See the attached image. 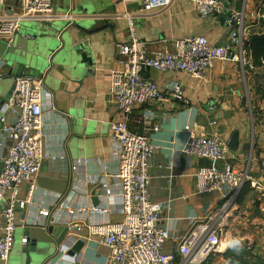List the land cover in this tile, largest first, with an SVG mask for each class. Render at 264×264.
I'll return each instance as SVG.
<instances>
[{
  "label": "crops",
  "instance_id": "1",
  "mask_svg": "<svg viewBox=\"0 0 264 264\" xmlns=\"http://www.w3.org/2000/svg\"><path fill=\"white\" fill-rule=\"evenodd\" d=\"M225 4L229 8L223 6V12L244 11L248 39L264 34L263 23L256 18L264 12L262 0H226ZM52 7L54 14L40 19L45 21H22L24 25L20 23L11 46L0 41V114L3 101L11 98L14 89L7 75L11 62L19 63L14 67L28 74L20 63L36 60L40 73L36 71L35 77H41L58 110L42 118L44 151L65 156L64 160H42L36 176L20 185L18 198L29 205L15 212L16 230L8 264H25L23 248L32 243L36 249L29 264H108L107 249L96 238L85 237V226L122 219L121 186L115 177L119 144L112 140L109 129V124L122 116L108 102L107 93L110 71L116 68V45L129 41L128 18L148 53L171 51L174 41L194 35L204 36L209 45H227L230 38L225 22L220 20L223 13L201 19L189 0H173L160 10L145 8L142 0H53ZM7 12L0 8V15ZM67 43L82 45L90 62H64L62 47ZM144 76L157 85L162 99L136 107L129 128L158 146L149 162L148 191L152 202L170 203L160 222L171 236L164 252H175V238L190 229L188 218H213L224 205L217 193L196 194L194 173L206 162L179 151L187 140L188 128L197 124L209 132L213 120L226 140L238 132V148L230 150L228 163L240 171L247 168L258 185H246L217 220L222 227L221 244L228 249L227 242L239 237L242 248L264 245V68L251 63L241 70L235 64L222 67L216 62L202 80L178 71L154 69L145 70ZM171 82L181 85L188 106L171 98L167 89ZM43 103H48L47 99ZM147 111L152 125L142 123L141 115ZM17 114L16 108L9 107L6 122L15 121ZM4 153L0 147V170ZM77 161L81 163L72 171ZM206 161L222 167V162ZM2 208L0 204V234ZM44 209L51 210L53 221L39 216ZM71 224L81 226L79 237L69 235L61 243L46 230L48 226ZM26 225L32 227L27 231ZM24 238L25 244L21 242ZM79 241L82 248L72 251Z\"/></svg>",
  "mask_w": 264,
  "mask_h": 264
},
{
  "label": "built area",
  "instance_id": "2",
  "mask_svg": "<svg viewBox=\"0 0 264 264\" xmlns=\"http://www.w3.org/2000/svg\"><path fill=\"white\" fill-rule=\"evenodd\" d=\"M53 0H0V8L8 14L0 15V41L8 47L22 21H45L36 19L44 14H54ZM173 0H142L147 9H165ZM201 19L222 14L221 0H189ZM245 13L231 10L225 20L230 42L227 45H209L202 35H194L174 41L171 51L148 53L144 42L135 33L133 22L128 18L129 41L116 45V68L110 71V88L107 100L120 112L122 118L109 124L113 141L119 144L116 154L115 177L121 186L122 219L119 222L88 224L86 238H96L107 249L108 264H204L219 251L222 238L221 216L233 204L246 185L257 187L246 168L238 170L228 163L230 149L215 120L209 122L210 131H202L194 124L187 130V140L179 150L183 155L211 162H222V167L211 164L201 166L194 173L196 194L217 193L224 205L213 218H188L189 231L177 241L175 252H164L165 243L171 238L168 230L160 225L163 211L170 210V203L156 204L149 195V162L158 146L142 135L130 130L129 123L138 106L162 99L157 85L144 76L145 68L160 72L178 71L197 80L206 78L207 72L219 63L235 64L244 70L251 64L247 44ZM257 19L264 24V12ZM26 38H30L29 35ZM264 68V60H260ZM13 80L11 98L1 108L0 147L5 149L0 170V204L3 227L0 234V264H6L14 243L16 230L15 212L29 205L18 198L19 187L31 181L39 172L42 160H64V154L49 155L42 143V118L45 113L58 110L50 93L46 92L41 78L26 74L8 76ZM170 96L181 106L189 101L181 85L171 82L167 86ZM47 99L48 103H43ZM17 109L15 121L7 123L5 113L9 107ZM142 123L152 125L150 113L141 115ZM153 131L157 127L153 126ZM81 162L71 166L75 171ZM51 210H40L39 216L51 218ZM70 236H78L81 226L69 225ZM26 238L21 242L25 244Z\"/></svg>",
  "mask_w": 264,
  "mask_h": 264
},
{
  "label": "water",
  "instance_id": "3",
  "mask_svg": "<svg viewBox=\"0 0 264 264\" xmlns=\"http://www.w3.org/2000/svg\"><path fill=\"white\" fill-rule=\"evenodd\" d=\"M226 0H221L222 5L227 9L229 8V6H227V4H225ZM11 12H7V14L9 15ZM224 15L220 16V20L221 22H225L226 18L230 15V11H224L223 12ZM62 51L65 54V59L64 62H69L72 63L73 65H77V63H89L90 59L87 58L86 52L83 49L82 45H71V44H66L64 47H62ZM79 59V60H78ZM44 61V60H43ZM42 61V64H43ZM36 63L37 61L34 59H30V60H26L25 63L23 62L20 63L21 65L25 66L28 69V74L26 73V75L35 77L37 74L36 71H39L38 69H36ZM12 66L10 67V71L7 73L8 76H20L21 74H24V71L22 70H17L18 68L14 67V65L18 66L19 63L17 62H11ZM14 68V70H12ZM145 70H150L149 68H145ZM16 71V72H14ZM40 73V71H39ZM37 78H41L40 76H37ZM8 97H6L5 101H3V103H6L8 101ZM228 146L229 149L233 152H235L238 148V132H234L230 139L228 140ZM264 177V174H263ZM32 227V225H26L25 226V230H29ZM69 225L65 226V227H61V226H48L46 228L48 235H52L56 241L58 243H61L63 241V239L67 236L70 235L69 232ZM71 237V236H69ZM83 246V242L79 241L75 244L74 248L72 249V251H77L80 248H82ZM35 244L32 243L31 245H27L23 248V253H24V260H25V264H29L31 261V253L35 252Z\"/></svg>",
  "mask_w": 264,
  "mask_h": 264
},
{
  "label": "trees",
  "instance_id": "4",
  "mask_svg": "<svg viewBox=\"0 0 264 264\" xmlns=\"http://www.w3.org/2000/svg\"><path fill=\"white\" fill-rule=\"evenodd\" d=\"M262 1L264 2V0ZM247 48H248V52L250 53L251 63L254 66L261 65L260 60H264V34L251 36L248 39ZM223 257L228 264H248L247 254H245L242 248L239 251H235L232 248H228L223 253ZM255 264H263V263L256 262Z\"/></svg>",
  "mask_w": 264,
  "mask_h": 264
},
{
  "label": "rangeland",
  "instance_id": "5",
  "mask_svg": "<svg viewBox=\"0 0 264 264\" xmlns=\"http://www.w3.org/2000/svg\"><path fill=\"white\" fill-rule=\"evenodd\" d=\"M21 25L23 26L24 23H21ZM264 26V24H263ZM263 83H264V76H263ZM264 95V93H263ZM205 161V166H209V162L206 160ZM224 245V244H223ZM222 246V245H221ZM227 248H225V250H223L222 252H217L213 255H211L208 260L204 263V264H228L226 262V260L223 257V253L226 251ZM220 250V248H219ZM242 250L245 252V254H247V263L248 264H255L256 262H260L264 264V245L261 246H257V247H252L251 245H248V247H244L242 248ZM237 253V252H235ZM11 254V252H10ZM256 254V255H255ZM10 257V255H9ZM9 261V258H8ZM8 261L6 264H8Z\"/></svg>",
  "mask_w": 264,
  "mask_h": 264
},
{
  "label": "clouds",
  "instance_id": "6",
  "mask_svg": "<svg viewBox=\"0 0 264 264\" xmlns=\"http://www.w3.org/2000/svg\"><path fill=\"white\" fill-rule=\"evenodd\" d=\"M242 241L239 237H233L231 238L227 244L226 247H230L235 251H239L242 248Z\"/></svg>",
  "mask_w": 264,
  "mask_h": 264
},
{
  "label": "bare ground",
  "instance_id": "7",
  "mask_svg": "<svg viewBox=\"0 0 264 264\" xmlns=\"http://www.w3.org/2000/svg\"><path fill=\"white\" fill-rule=\"evenodd\" d=\"M49 16H50V14H44V15L36 18V19H48V18H50ZM221 245L219 247L220 248L219 252H222L223 250H225V245H223V244H221Z\"/></svg>",
  "mask_w": 264,
  "mask_h": 264
}]
</instances>
